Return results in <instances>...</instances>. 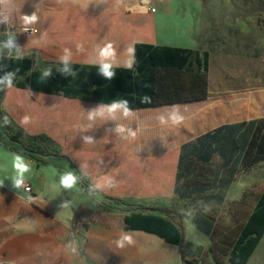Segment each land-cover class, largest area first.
Returning <instances> with one entry per match:
<instances>
[{"label": "crops", "instance_id": "1", "mask_svg": "<svg viewBox=\"0 0 264 264\" xmlns=\"http://www.w3.org/2000/svg\"><path fill=\"white\" fill-rule=\"evenodd\" d=\"M187 2L196 7L201 1L0 0V43L5 51L0 65L3 68L9 57L31 59L33 68L49 71V76L55 70L65 71L63 89L94 90L98 80L104 82L102 90L111 85L110 91L121 98L125 92L114 89L113 82L126 78L130 83L129 73L123 69L134 67L136 43L146 42L155 47L194 49L201 55L208 52L210 74L211 60L222 48H213L211 37L203 36L199 25H187ZM144 8L147 13L141 11ZM33 13L37 21L24 24L23 16ZM199 13L194 12L196 19ZM23 28H36L38 32L26 33ZM176 33L178 37L173 35ZM109 43L115 55L102 57L101 50ZM221 55L227 57L224 51ZM129 61L131 68L126 66ZM61 63L81 66L68 69ZM104 63L112 65L111 78L101 72ZM31 73L32 69L24 78ZM254 86L249 84L244 91L223 89L212 85L209 77L206 98L128 106V116L122 110H105L103 115L89 119L91 113L118 102L97 101L93 93L68 96L64 90L47 92L0 83V107L26 133L49 135L61 151L58 156H43L37 161L0 144V264H117L112 262L113 257L118 258V264H179L178 244L125 226L124 216L132 211L125 212L119 226L95 224L88 217L105 206V195H112L106 200L169 207L176 200L183 153L187 162H202L195 191L212 195L206 209L219 210L217 217L228 224V212L250 208L252 203L254 209L264 191V184L256 188L254 180L264 169V159L256 163L245 160L255 128L242 143L234 128L264 118V91H254ZM132 96L136 103V94ZM174 112L184 117L180 125L171 120ZM24 116L30 123L21 124ZM161 117L165 123H161ZM118 127L125 131H117ZM129 129L136 133L134 138ZM14 155L21 156L29 166L26 176L33 184L30 194L15 186ZM150 163L174 164L171 171L167 168L169 171L161 174L158 166L148 169ZM68 173L77 179L72 188L66 189L60 179ZM161 176L169 178L162 186ZM187 227L188 242L212 241L211 228L205 231L191 222ZM124 234L131 235L134 244L113 249ZM224 264L233 263L227 258ZM245 264H264V234Z\"/></svg>", "mask_w": 264, "mask_h": 264}, {"label": "trees", "instance_id": "2", "mask_svg": "<svg viewBox=\"0 0 264 264\" xmlns=\"http://www.w3.org/2000/svg\"><path fill=\"white\" fill-rule=\"evenodd\" d=\"M13 53L16 51L12 49ZM3 52L4 49H3ZM61 66L79 68L77 63H61ZM32 69L30 76L24 78L27 71ZM129 73L130 83L126 78L114 81V89L125 92L123 97H116L109 87L102 90L100 86L103 81H96L97 87L93 90L80 88L73 91L63 89L61 84L65 82L63 74L65 71L55 70L54 75L45 77L44 70L40 67L33 68L31 59H19L9 57L2 68L0 65V80H3L9 73L12 74V84L19 87H31L47 92L64 90L68 96L81 95L82 93H93V99L118 103L127 101L128 106H145L160 103L185 101L203 98L208 95L209 89V53L201 55L198 50L178 48L171 46H156L152 43L137 42L135 46V65L131 69H123ZM135 72V73H133ZM171 74H175L173 79H169ZM187 77V79L185 78ZM104 89V88H103ZM176 93L166 95L171 90ZM187 91V94L184 92ZM107 95L104 96L103 93ZM136 94V103L133 102ZM129 94V95H127ZM140 97H147L148 101L142 102ZM7 118V123H5ZM248 125L249 128L243 129ZM236 133L239 132V142H245L247 137H251V130L254 134L250 138L247 147L246 161L256 163L264 159V118L254 119L248 123L242 122L234 125ZM240 129V131H239ZM249 129V132H248ZM0 143L9 150L29 156L37 161L43 157L42 154L59 153L56 142L46 133L28 134L19 127L4 109H0ZM183 151H186V147ZM186 160V155L181 156V163ZM243 221H239V234L234 241L229 252V260L233 264H245L249 260L252 252L264 234V191L257 198V204ZM167 214L146 212L141 209L133 210L124 216L125 226L130 229H141L155 233L166 241L180 244L182 232L177 221L170 216V207L163 208ZM223 240H226L225 238ZM227 241V240H226ZM218 242V241H217ZM218 245V244H217ZM213 248V246H211ZM184 254L186 250L183 246ZM187 261V257H185ZM217 264H224L225 258L219 257L215 253Z\"/></svg>", "mask_w": 264, "mask_h": 264}, {"label": "rangeland", "instance_id": "3", "mask_svg": "<svg viewBox=\"0 0 264 264\" xmlns=\"http://www.w3.org/2000/svg\"><path fill=\"white\" fill-rule=\"evenodd\" d=\"M200 1L196 7L192 3L187 2V16L190 17L187 25L191 28L199 25L204 33L203 36L211 37L212 47L222 48V51L227 53V57L224 59L220 50L211 60L209 77L212 85L215 87L222 86L223 89L237 88L244 91L249 84L254 83V91H264V0ZM198 11H200L199 18L196 19L194 12ZM173 35L178 37V33ZM3 49L4 46L0 43V63L3 59V56H1ZM174 76L175 74H171L168 80L173 79ZM185 78L187 79V77ZM173 93H176L174 89L166 93V95ZM184 94H187V91ZM1 99L2 97H0V102ZM4 107H6V104ZM262 109L264 111V105ZM201 163L199 159H193L192 162H187L186 159L178 165L177 196L175 202L169 205L171 208L170 216L177 221V225L185 233L183 246L186 250L185 256L189 261L186 258L182 259L180 245L178 244L176 248L179 260L177 263L179 264H217L215 253L219 257L225 258L226 261L229 258L231 247L239 234L238 220L240 222L243 221V218L254 210L255 203H252L250 208L228 212V215H230L228 224L223 217H217L219 210L206 209L209 204V197L212 195L195 191V186L200 183V179L196 177L203 170ZM173 164L166 166L165 163H150V168L148 169L158 166L159 172L163 174L164 171H171ZM147 165L148 163L144 165L145 168ZM212 168L213 170L216 169L215 161L212 162ZM187 170L189 172L188 176ZM259 172L261 173L254 179L256 188L264 184V176L261 175L264 174V169L261 168ZM168 179L161 176L159 178L161 186L163 183L166 184L169 181ZM105 196V206L97 208V210L93 211V215L88 217L95 224L111 223L113 226L122 225L125 212L136 209L167 214V210H162L163 208L148 209L147 206H141V204L136 203L128 205L118 199L106 200L112 195ZM149 207L154 208V206ZM188 222L205 231L211 228L212 241L202 243L188 242ZM215 223L217 224L215 225ZM224 238L227 241L223 240ZM113 246V249H119L116 243ZM114 261L118 264V258L113 257L112 262Z\"/></svg>", "mask_w": 264, "mask_h": 264}, {"label": "clouds", "instance_id": "4", "mask_svg": "<svg viewBox=\"0 0 264 264\" xmlns=\"http://www.w3.org/2000/svg\"><path fill=\"white\" fill-rule=\"evenodd\" d=\"M141 11L144 13H147L148 9L144 8V9H141ZM37 19H38V17L35 15V13H33L31 16L24 15L23 16V23L24 24H32V23L36 22ZM9 46H11V41H9ZM129 51L131 52V51H133V49L130 48ZM100 54L102 57L114 56L115 52L113 50L112 44L111 43L107 44V46L101 50ZM126 66L128 68H131L132 62L129 61ZM101 72L103 73V75L106 78H111L114 75V73L112 71V65L109 63H104L102 65ZM49 74H50L49 71H45L43 75L45 77H47ZM4 81L7 82L8 87H11L12 86V74L9 73L8 75H6L3 80H0V83H4ZM144 101H148V98L147 97L142 98V102H144ZM105 110L108 113H115L117 110H122L125 116H128L130 114L129 108H128V102L127 101H121L119 103L111 104L109 107H107V109H103V108L100 109L99 113H91L89 115V119H92L97 114L103 115ZM160 120H161V123H165L163 117H161ZM171 120H172L173 124L180 125L183 122L184 117L180 116L174 112L173 115L171 116ZM7 122H8L7 118H5V123H7ZM28 123H30V118L28 116H24L21 120V124L26 125ZM117 131L123 132V131H125V129L123 127H118ZM129 135L134 138L136 136V133L129 129ZM85 139L89 143L91 142L90 138H85ZM12 169H13V172L15 175V186L17 188H20L21 186H23L25 184V181L27 179L26 174H28L30 172L29 166H28V164L25 163V160L23 158H21V156L14 155L13 159H12ZM76 179L77 178L74 174L68 173V174H65L61 177L60 184L66 189L72 188L74 186V184L76 183ZM109 183H111V181H109ZM99 186H100L99 184L96 185V187H99ZM26 191H30V188H26ZM64 207H67V205H64ZM115 243H116L117 247L124 248L126 245H133L134 241H133L131 235L124 234ZM73 251H75V249H73Z\"/></svg>", "mask_w": 264, "mask_h": 264}, {"label": "built area", "instance_id": "5", "mask_svg": "<svg viewBox=\"0 0 264 264\" xmlns=\"http://www.w3.org/2000/svg\"><path fill=\"white\" fill-rule=\"evenodd\" d=\"M151 10L155 11V8L152 7ZM22 30L25 31L26 33H37L38 32V29H36V28H23ZM42 156H44V155H42ZM21 188L28 194L33 192V184L28 179H26L25 184L23 186H21ZM26 188H30V191H26ZM89 188H90V186H89Z\"/></svg>", "mask_w": 264, "mask_h": 264}, {"label": "water", "instance_id": "6", "mask_svg": "<svg viewBox=\"0 0 264 264\" xmlns=\"http://www.w3.org/2000/svg\"><path fill=\"white\" fill-rule=\"evenodd\" d=\"M44 156H58L57 154L55 153H49V154H42ZM124 204H128L129 205V202L128 203H124ZM148 209H158L156 207L152 208V207H149L147 206ZM181 232H182V238H181V242H180V254H181V257L182 259L184 260L185 259V254H184V251H183V245H184V240H185V233H184V230L181 228Z\"/></svg>", "mask_w": 264, "mask_h": 264}]
</instances>
